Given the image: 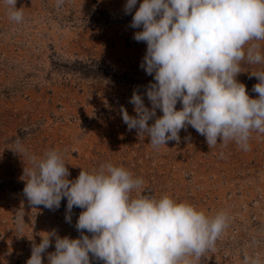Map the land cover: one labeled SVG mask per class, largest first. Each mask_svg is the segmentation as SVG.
<instances>
[{
    "label": "rangeland",
    "instance_id": "1",
    "mask_svg": "<svg viewBox=\"0 0 264 264\" xmlns=\"http://www.w3.org/2000/svg\"><path fill=\"white\" fill-rule=\"evenodd\" d=\"M125 3L64 0L57 6L56 0H17L24 20L16 23L0 0V264H26L43 232L80 236L75 224L82 209L74 207L68 222L66 198L58 209H48L30 205L24 196V168L30 163L15 152L17 140L38 156L59 150L69 179L110 161L143 177L146 195L168 193L209 216L226 211L228 226L193 264H251L257 255L264 258V133L254 131L245 151L231 141L209 147L190 125L180 131L179 141L158 147L137 129L128 130L121 108L135 116L133 91L143 94L154 80L140 67L146 43L133 38L141 29L130 26ZM261 69L264 65L243 63L237 76L252 98L258 97L252 89L259 80L251 73ZM156 114L162 115L159 109ZM21 208L22 226L16 220ZM54 251L53 241L47 252ZM92 264L103 262L92 259Z\"/></svg>",
    "mask_w": 264,
    "mask_h": 264
},
{
    "label": "clouds",
    "instance_id": "2",
    "mask_svg": "<svg viewBox=\"0 0 264 264\" xmlns=\"http://www.w3.org/2000/svg\"><path fill=\"white\" fill-rule=\"evenodd\" d=\"M2 2L10 20L23 22L17 0ZM63 3L56 0L57 6ZM137 3L126 0L124 12L132 14L130 26L141 29L133 34L137 42L146 43L140 67L154 82L143 94L133 91L135 116L121 108L128 130L137 129L158 147L179 141L180 131L190 125L205 136L209 147L231 141L249 150L252 133H264V69L251 73L259 80L252 89L257 98L250 97L237 76L243 63L264 65V0ZM144 95L151 107L145 106ZM157 109L162 115L157 116ZM15 152L30 163L24 168L23 188L30 205L58 209L66 198L68 222L74 207L82 209L75 224L78 238L43 232L40 243L33 242L26 264H44L45 255L47 264H92V259L103 264H193L228 226L224 210L209 216L168 193L144 194L143 177L122 165L106 161L69 179L59 150L38 156L17 140ZM24 216L23 208L16 212L21 226ZM53 241L55 251L49 253ZM251 264H264V258L257 255Z\"/></svg>",
    "mask_w": 264,
    "mask_h": 264
}]
</instances>
